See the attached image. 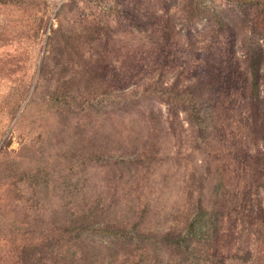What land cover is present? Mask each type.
Segmentation results:
<instances>
[{"label":"rangeland","instance_id":"rangeland-1","mask_svg":"<svg viewBox=\"0 0 264 264\" xmlns=\"http://www.w3.org/2000/svg\"><path fill=\"white\" fill-rule=\"evenodd\" d=\"M0 264H264V0L0 2Z\"/></svg>","mask_w":264,"mask_h":264},{"label":"trees","instance_id":"trees-1","mask_svg":"<svg viewBox=\"0 0 264 264\" xmlns=\"http://www.w3.org/2000/svg\"><path fill=\"white\" fill-rule=\"evenodd\" d=\"M3 1H7V0H0V2H3ZM254 69V73H255V77L257 79L258 75V68H253ZM202 99L199 98V97H196V100L193 101V109L195 110V113L197 114H200L202 115ZM104 231H110V235H113L117 238H121V239H125L127 240V238H131L132 239V236L134 237L136 234H132L130 233V231H128L127 228L125 227H122V226H109V227H106L105 229H103ZM162 239L164 240V242L168 243V244H181L182 243V239L181 238H177V239H174L170 236H164L162 237Z\"/></svg>","mask_w":264,"mask_h":264}]
</instances>
